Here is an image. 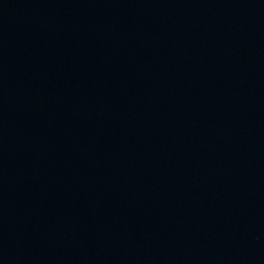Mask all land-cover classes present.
I'll return each mask as SVG.
<instances>
[{
  "label": "water",
  "instance_id": "water-1",
  "mask_svg": "<svg viewBox=\"0 0 264 264\" xmlns=\"http://www.w3.org/2000/svg\"><path fill=\"white\" fill-rule=\"evenodd\" d=\"M0 264H264V0H0Z\"/></svg>",
  "mask_w": 264,
  "mask_h": 264
}]
</instances>
